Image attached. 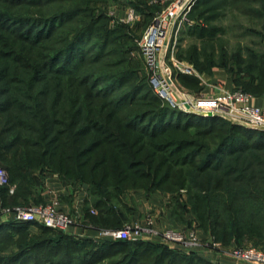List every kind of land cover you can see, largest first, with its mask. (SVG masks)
Listing matches in <instances>:
<instances>
[{
	"label": "trees",
	"instance_id": "1",
	"mask_svg": "<svg viewBox=\"0 0 264 264\" xmlns=\"http://www.w3.org/2000/svg\"><path fill=\"white\" fill-rule=\"evenodd\" d=\"M116 3L142 19L112 26ZM158 9L147 0H0V163L10 181L0 185V203H43L45 178L58 174L72 189L86 188L95 228L122 227L134 213L129 191L141 190L171 194L174 227L197 219L221 241L220 251L230 239L263 238L264 130L186 112L157 93L137 40ZM228 13L264 27V0H199L189 17L207 24L187 25L182 38L213 43L224 31L214 21ZM187 50L177 56L209 70L197 44ZM238 51L239 71L253 78L245 89L260 88L253 71L264 81V58ZM178 77L204 88L194 75ZM31 224L0 222V264H217L203 254L210 245L187 251L144 239L97 242Z\"/></svg>",
	"mask_w": 264,
	"mask_h": 264
},
{
	"label": "built area",
	"instance_id": "2",
	"mask_svg": "<svg viewBox=\"0 0 264 264\" xmlns=\"http://www.w3.org/2000/svg\"><path fill=\"white\" fill-rule=\"evenodd\" d=\"M199 0H150L160 6L139 40V45L151 73V80L157 93L174 107L186 112L204 116H219L247 128L264 130V105L253 104V95L242 89H228L212 84L194 66L176 56L179 38L187 23L192 22L189 15ZM128 19H138L133 8L128 9ZM179 74L194 75L202 84L213 85L214 93L200 92L191 95L184 91L178 80ZM183 88V89H182ZM10 183L7 171L0 166V185ZM15 185H10L13 193ZM57 198L50 202L2 206L0 219L43 224L55 230L69 232L76 218L60 209ZM91 213L97 209L90 208ZM151 223V222H149ZM196 233V232H195ZM194 230L181 231L175 228L159 230L153 225L126 222L122 227L98 230L94 240L128 239L132 241L150 240L158 236L162 243L174 247L193 250L202 245L197 241ZM187 237V238H186ZM208 245V244H207ZM223 252L238 260L264 264V249L257 247L223 249Z\"/></svg>",
	"mask_w": 264,
	"mask_h": 264
},
{
	"label": "rangeland",
	"instance_id": "3",
	"mask_svg": "<svg viewBox=\"0 0 264 264\" xmlns=\"http://www.w3.org/2000/svg\"><path fill=\"white\" fill-rule=\"evenodd\" d=\"M148 3H150V0H147ZM133 8L132 6H126L123 7L119 4H111L109 7L110 15L112 16L111 19V25L114 26L118 23L127 24L130 26L135 25L140 19H142L143 16H139L138 19H128V9ZM134 9V8H133ZM192 22L190 24H195L197 22H200L202 24H207L203 18H195L193 16V19H191ZM152 19L149 21L147 27L151 24ZM214 21V24H219L224 26V31L220 32L216 35L214 38V42H206L204 43L205 39H202L201 37H198L196 35H191L190 33L184 34V37L181 38L180 47L182 48V51L188 49L190 50L191 47H193L194 44H197L199 47V50L201 51L200 54V60L207 61L209 64V70L204 69L203 72H201L196 64V62L192 59H189L188 57L179 58L183 61L193 63L194 66L203 74L205 78H210L208 82H212L211 79H216V82H213L215 86L221 85L226 87L225 83L226 81L230 82L233 85V88L231 89H242L248 93H251L254 97L259 98L262 102H264V81L261 77L260 73L258 71H253L255 74L254 82L257 84H261L260 88H257L255 90H246L245 85H243V81H252L253 78L248 77L247 74H245L246 71H239L240 66L237 64L238 61V53L239 49L242 50V54L244 57L249 58L248 55L250 51L259 54V56L264 58V27H262L263 23L259 21L252 22L249 20V18L245 15H231L226 14L224 16L223 20L218 22ZM259 22V23H258ZM188 24V25H190ZM146 27V28H147ZM146 30V29H145ZM141 38V37H140ZM140 38L137 40L139 43ZM187 50V51H188ZM141 55L143 56V53L141 51ZM146 69L150 72L149 68L147 67L145 58H144ZM242 64V63H241ZM244 63V68L247 67ZM248 69V68H247ZM239 73V81H234L233 76L235 73ZM206 74V75H204ZM238 77V76H237ZM181 83V82H180ZM182 88L186 93L191 95H197L200 93L195 88L192 87H186L181 83ZM228 88V87H226ZM230 89V88H228ZM2 164L0 163V166ZM69 190H73L72 186L70 185ZM41 191L43 192L44 189L42 188ZM141 190H131L129 191V196H133V198L128 197V201L130 202V206L134 209V213L131 214V219L129 220L130 223H140L141 225H153V222H157L159 230H164L166 228H174L173 220L175 219L169 214V204L171 202V194L168 193H161L158 192V195L161 197V203H159V211L149 214L151 210L146 211V207L148 206V202H144L146 199H149L151 196H147L144 193H139ZM184 195L182 196V199L185 200L187 198L186 190H181ZM41 192V193H42ZM262 192V191H261ZM40 196H42V194ZM59 202L61 201V198H57ZM151 199V198H150ZM149 199V200H150ZM32 201V200H31ZM28 204V203H27ZM8 205V204H7ZM14 205V204H9ZM8 205V206H9ZM117 205L121 207L120 203ZM0 206H2V202L0 203ZM92 206V205H90ZM1 208V207H0ZM95 208V207H94ZM164 209V210H163ZM168 210V211H166ZM163 211V212H162ZM171 212V211H170ZM262 215H264V209L260 211ZM128 221V222H129ZM151 222V223H149ZM179 222V221H178ZM181 231H186V229L189 231L194 230L195 235H197V241L201 242L202 245L195 246L194 249H205L208 245V247L213 249H218L221 247V241L216 240L215 236L212 234L211 229H209L207 232L199 227V222L195 218H191L189 216V219L186 221H181ZM100 229H109V228H96V230ZM201 232L202 235L205 236V238L199 233ZM187 238V237H186ZM233 244H230L231 247H228L227 249H233V248H249V247H257L264 249V237L263 238H256L250 235L244 236L242 241L240 243H235L233 239ZM208 244V245H207ZM238 246V247H237Z\"/></svg>",
	"mask_w": 264,
	"mask_h": 264
},
{
	"label": "crops",
	"instance_id": "4",
	"mask_svg": "<svg viewBox=\"0 0 264 264\" xmlns=\"http://www.w3.org/2000/svg\"><path fill=\"white\" fill-rule=\"evenodd\" d=\"M190 24L187 23L186 26ZM191 25V24H190ZM185 26V27H186ZM183 32V31H182ZM180 34L179 38V44H178V50L181 45V38H182V33ZM177 50V51H178ZM177 55V52H176ZM206 75V74H204ZM179 76V75H178ZM209 80L210 78H206ZM179 80V77H178ZM212 84L213 82H216V79H211ZM179 82H181L179 80ZM226 87L228 88H233V85L226 81L225 83ZM203 93H214L215 88L213 85H205L204 88L201 91ZM253 104L257 105H264V102H262L259 98L253 97L252 100ZM70 185L65 182L64 179L58 174H51L50 176H47L45 178V184L43 186L44 191L42 192L40 190V193L42 194V201L43 202H50L51 200L55 198H61L59 207L61 210L66 211L70 214H72L76 218L75 224H73L70 229H69V234L73 235L76 238H85V237H91L94 239V237L98 236V230H96L95 226L88 220L87 217V204H86V196H87V190L84 186H81L80 188L69 190ZM151 198V199H150ZM149 199H146L144 202H148V206L146 207V211L151 210L149 214H153L157 211H159V203H161V197L158 195V193H154ZM33 202V201H32ZM164 210V209H163ZM170 210V209H169ZM168 211V210H166ZM163 212V211H162ZM171 215V212H168ZM0 222H8V221H3L0 219ZM173 223L174 220H173ZM39 223H33L31 224V230L32 231H37ZM155 224V228L158 225L157 222H153ZM175 229L181 230L182 228L180 225H175ZM104 228V227H103ZM158 228V227H157ZM186 231H188L186 229ZM150 240L153 241H159L162 242L161 239L158 236H153ZM174 247H180L179 244H176ZM182 249V248H181ZM194 250V249H193ZM189 251V250H187ZM204 256L211 260L214 263L217 264H255L252 262H247L244 260H238L236 258H233L227 254H225L223 251H220L218 249H213V248H208L203 250Z\"/></svg>",
	"mask_w": 264,
	"mask_h": 264
}]
</instances>
